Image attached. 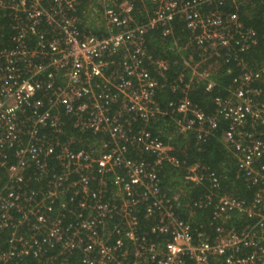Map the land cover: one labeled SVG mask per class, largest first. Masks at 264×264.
Wrapping results in <instances>:
<instances>
[{"label":"built area","instance_id":"2783aa9c","mask_svg":"<svg viewBox=\"0 0 264 264\" xmlns=\"http://www.w3.org/2000/svg\"><path fill=\"white\" fill-rule=\"evenodd\" d=\"M227 1L242 0H147L137 19L125 0H0V264H264V48L245 61L255 31ZM175 18L201 59L168 79L146 35L172 36ZM260 19L264 39V7ZM230 59L237 71L206 114L188 92L201 80L211 92L202 65ZM166 88L178 96L162 102ZM163 117L197 148L224 120L221 141L251 196L179 161L152 131ZM166 172L186 188L164 183ZM183 205L210 208V234L192 231Z\"/></svg>","mask_w":264,"mask_h":264},{"label":"trees","instance_id":"16d2710c","mask_svg":"<svg viewBox=\"0 0 264 264\" xmlns=\"http://www.w3.org/2000/svg\"><path fill=\"white\" fill-rule=\"evenodd\" d=\"M134 4V16L137 19L144 18L146 9L150 8L147 0H125ZM264 6L260 0H242L235 7L231 2L225 3V8L228 10H235L239 15V19L244 26L251 27L255 31L257 38V46L247 53L243 54L245 61L249 63L258 62L261 59L262 48H264V39L262 34V22L260 19V12ZM3 25V33L7 31V27L3 20H0ZM173 35L162 37L158 29L151 30L146 35L147 50L152 56H157L167 61L168 69L165 75L168 79H173L177 73L183 70L187 64H194L200 62L201 53L193 45L189 44V32L184 27L182 20L175 18L173 20ZM3 40L1 46H5ZM263 56V55H262ZM207 68V78L216 82L217 85L213 87L211 92L203 90L204 80L195 82L188 92V97L193 103L199 106L206 114L213 111L214 105L212 103L213 97H223L225 92L222 87L230 80V77L236 73L237 66L230 59L226 62H204L202 68ZM178 96L177 93H172L169 89H162L158 91V98L162 102L168 99H173ZM66 123L68 120L65 118ZM225 121L220 120L216 129L212 134L208 135L200 144L199 148L195 145L194 135L191 132L186 134L176 133L171 126V119L163 117L160 120L159 126L152 129L153 132L159 130L161 138L166 140L172 146V152L179 161H184V164H191L193 162H200L206 164L212 169L219 180L220 191L235 195L236 197H245L248 199L251 196L254 187L247 185L241 175L237 173L235 158L232 152L229 151L221 141V132L225 128ZM84 137V136H82ZM90 140V139H89ZM77 146V145H76ZM263 161L261 158L259 162ZM164 169L169 171L171 168L164 166ZM182 171V170H180ZM162 179L164 183L167 181L177 184L180 187L187 186L186 182L181 181V172L170 174L166 172ZM203 184L196 183L190 188H187L186 197H193L202 190ZM180 217L188 219L191 223L193 232L204 230L210 234L214 221L211 219L210 208L190 209L183 205L176 209ZM235 228L240 225L232 223ZM3 237V236H2ZM1 240V237H0ZM30 259L27 258L20 264H29ZM66 264H81L74 255H71Z\"/></svg>","mask_w":264,"mask_h":264}]
</instances>
